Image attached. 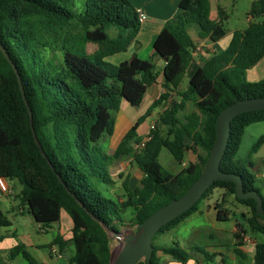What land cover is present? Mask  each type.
Here are the masks:
<instances>
[{"label": "trees", "instance_id": "trees-1", "mask_svg": "<svg viewBox=\"0 0 264 264\" xmlns=\"http://www.w3.org/2000/svg\"><path fill=\"white\" fill-rule=\"evenodd\" d=\"M179 9L154 43L156 55L165 63L159 70L153 60L137 54L118 65L107 60L140 45L141 16L129 0H0V43L18 70L29 104L28 108L16 73L0 50V179L18 181L21 203L36 223L49 226L60 221L62 210L69 214L74 248L70 264H110V235L125 226L121 210H133L137 231L147 217L181 197L203 171L221 111L241 99L264 97V79H247V71L264 58V0L252 2L249 15L255 21L245 30L234 31L228 47L194 71L183 91L179 86L196 48L190 29H197L198 38L217 43L227 34L223 24L227 14L220 8L218 20L212 19L210 0H180ZM89 45L101 48L91 52ZM160 77L164 92L125 133L114 153L108 154L100 140L114 135L123 101L140 106ZM189 105L192 110L186 113ZM158 108L162 113L156 127L139 150L144 138L137 130ZM29 110L46 157L34 140ZM258 122H264V110L243 113L232 121L221 170L241 176L245 191L260 194L255 175L235 160L245 130ZM263 144L264 135L252 152ZM163 148L179 163L193 151L197 162L173 174L159 162ZM122 156L131 159L143 178L135 187L124 181V196L116 203L99 186L114 185L109 167ZM217 188L250 208L251 217L245 225L239 223V230L264 235V216L257 214L255 200L239 199L234 182H214L202 199ZM202 199L157 234L195 213ZM217 218L224 220L222 211ZM9 226L11 221L0 207V228ZM154 239L151 261L137 264H161L159 253L180 263L195 258L199 264L216 262V255L205 249L189 251L178 243L156 246ZM54 242L61 249L67 245L59 236ZM255 248L253 264H264V242ZM234 251L244 257L237 248ZM17 256L26 264H41L23 244L11 249L10 258Z\"/></svg>", "mask_w": 264, "mask_h": 264}, {"label": "crops", "instance_id": "crops-1", "mask_svg": "<svg viewBox=\"0 0 264 264\" xmlns=\"http://www.w3.org/2000/svg\"><path fill=\"white\" fill-rule=\"evenodd\" d=\"M129 1H131L136 6L137 10L140 13L141 29L137 36V41L140 43L139 47L134 48L132 46L127 52H124L125 54L129 55V58L127 60H129L133 54H137L142 59L153 60L158 69L162 70L165 63L159 56L156 55L154 50V43L165 23L180 12V0ZM216 2L217 0H210L211 18L214 20H218L219 10L220 8L223 9L219 4H216ZM193 34L194 36L192 34L191 35L193 40L195 41L196 47H201V51L199 52L197 57L194 58L188 68L187 74L185 75L188 77V80H190V76L194 71L204 65L206 60L210 59L216 52L226 49L232 38L230 36L227 41H224L226 40L225 36L219 42L214 43L209 38H198L197 32H194ZM92 47H94L96 50H99L101 48L99 45H89L88 48L90 49ZM121 54L122 53L116 54L112 57H109L107 60L109 61L111 58L115 57V59H120L119 61L121 63L122 61H125V58H123ZM247 78L251 82H258L264 78V58L255 67L247 71ZM182 83L179 86L180 91H183L181 89ZM163 92L164 90L162 87V77H160L157 83L148 88L143 102L140 106L147 104V108H149ZM126 104L127 102L123 101L119 113L123 109L127 108L125 106ZM147 108L144 110L145 113L148 110ZM159 109L160 108H158L151 114L150 117H153V120H156L158 118L154 115L155 113H158L157 111ZM132 114L133 113H131V111H128V117H126L127 120L125 119L126 122L124 123L125 129L123 136L130 129V127L137 122L143 112L138 114L136 118H134ZM144 123L145 122H143L137 130L138 134L143 138H145L149 133L150 124L152 122H150L147 130H145L144 132H140V129L141 127H143L142 125H144ZM120 141L121 138L115 143L113 142V144L111 145V154L114 153ZM196 162L197 154L196 157H192V154L187 153L182 162V169L187 168L191 163ZM110 174L113 179H119L118 182L114 183L115 186L121 185V188L123 189L124 181L128 180L129 186L135 187L140 184V182L138 184V181H141V179L143 178V173L135 165L131 164V159L126 156L118 158L115 163L111 165ZM120 175H122L123 177L120 178ZM7 180H10V189H13V192H10L13 194H5L6 197L3 200L0 199V207L10 219L11 226L0 228V231L3 230V233H0V264H26L25 261H22L23 258L21 256H17L13 259L10 258L11 249H13L18 244L25 245L31 255L41 264H70L69 258L72 256L74 248L71 241L73 236V222L69 214L66 211L62 210L60 221L49 226H44L36 223L28 214L27 207H25V205H23L21 202L17 203L20 193L17 194L14 191L16 189V184L18 183V181L16 179H5L6 182ZM121 188H115L114 190H118ZM216 192L218 193V197L216 200H214ZM207 200V205L205 204L202 208L199 207L195 213L191 214L169 232H177L176 230L185 222H188L192 218H196L197 216H203L205 220L213 225L219 235L232 233L234 236V240L231 246L216 245L210 247L208 253L215 254L216 256L218 255V250H216L218 249L217 247H224L226 249L225 252L222 251V254H219V258L216 259V262L213 264H238L240 263L239 259L245 262L247 261V264H253L256 251L255 246L258 242L255 239L251 238L248 234L239 232L240 230L238 228L239 223H243L249 217H251L250 208L238 203L233 195L227 193L224 189L221 188L215 189L210 195L207 196ZM227 205H231L232 207H234L236 210V214H240L242 219V221H238L235 216L233 219L234 226L230 229H227L225 226L226 223H230L232 221L231 212H229ZM219 210L223 212L224 220H219L217 218V212ZM25 214H28L32 223H30V227L21 228L22 223H20L21 220L19 219V217L25 216ZM10 216H12V218ZM63 221L65 224H63ZM237 234L239 235L238 238H236ZM57 236L62 237L63 240L67 241V245L64 249L59 248V246L55 244L54 241ZM209 237H211V234H209ZM175 238H177V236H175ZM178 244L180 246L182 245L179 240ZM235 248L241 251L244 254V257L238 256L234 251ZM158 255L160 257L161 264H199L195 260L196 258L191 259L186 263H180L162 253H159Z\"/></svg>", "mask_w": 264, "mask_h": 264}, {"label": "rangeland", "instance_id": "rangeland-1", "mask_svg": "<svg viewBox=\"0 0 264 264\" xmlns=\"http://www.w3.org/2000/svg\"><path fill=\"white\" fill-rule=\"evenodd\" d=\"M256 0H217L216 4H219L225 13L227 14V19L224 21V29L226 31V40L232 37V34L236 30H245L249 24L255 19H252L249 15V10L251 8L252 2ZM81 2L78 1V5H80ZM191 34L194 36V32H197V29L195 27H192L190 29ZM193 32V33H192ZM110 35H114V30L110 31ZM223 43V41H222ZM225 43V42H224ZM91 52H94L96 49L94 47L90 48ZM125 60L129 58L128 54L122 53L121 54ZM120 59H115V57L111 58L109 61L115 65H118L120 63ZM248 79V78H247ZM264 79V78H263ZM262 79V80H263ZM189 80L188 77L185 76L183 83L181 85V89L185 90L188 87ZM127 108L123 109L119 115H116V126H115V133L112 137H108L106 135H103V137L100 140V145L103 147L105 151H107L108 154H111V145L113 142L115 143L117 140L122 139L123 134H124V123L126 122V117H128V111H131L132 116L136 118L138 114L143 112L145 114V109L147 108V104H144L142 106L138 107H132L128 103L125 105ZM127 109V110H126ZM148 109V108H147ZM192 110V106H188L186 108V113L190 112ZM158 113H155V117H158L160 113H162V109H159L157 111ZM142 114V115H143ZM140 115V116H142ZM126 119V120H125ZM154 118L148 117L145 119L143 127H141L140 132H144L145 130L148 129L150 122H152ZM264 135V122H258L251 124L250 126L247 127L245 130L244 136L242 138L241 146L239 149V152L236 156V162L238 163L237 165L240 167L246 168L248 171L253 173L255 175V186L256 188L260 191L261 196L264 198V144L256 151L252 152V149L258 139ZM188 154H192V157H196V154L193 151H188ZM159 162L160 164L169 172L176 174L181 171L182 169V163L177 162L174 157L171 155L168 149L163 148L161 150L160 156H159ZM115 161L113 162V164ZM111 167V166H110ZM109 167V169H110ZM113 183L118 182L119 179H112ZM9 181L7 180L6 184L9 187V190L13 192V189H10ZM140 181H138L139 184ZM100 190L102 191L103 195L106 198L114 200L116 203H119L118 198H122L124 196L125 190L121 188L120 186H115V184H101L99 186ZM115 188H121L118 190H114ZM22 190V186L17 183L16 184V189L15 193L19 194L21 193L20 191ZM114 190V191H113ZM9 195H12L13 193H8ZM218 193H215L214 200L217 199ZM5 194L1 192L0 190V199L3 200L5 198ZM207 197L203 198L202 201L199 204V207L202 208L205 204L207 205ZM21 200L18 198L17 203H20ZM25 207H27L25 205ZM227 208L229 212H231V222L226 223L225 226L227 229H230L234 226V217L236 216V219L238 221H242L240 214H236V210L234 207L231 205H227ZM4 209V207H3ZM121 216L125 220V226L120 227L121 231H130L133 230L135 231V226L132 224V219L134 216L133 210L126 209L125 211L121 210ZM12 218V216H10ZM21 220L20 223H22V227H30V217L28 214H25V216L19 217ZM63 224L64 221H63ZM245 225V222L242 223ZM196 228V229H195ZM195 229V230H194ZM248 229V227H247ZM3 230L0 231V233ZM177 232H164V233H159L155 236L154 239V244L156 246H163V247H171L175 243L179 242L182 244L181 247L186 249V250H191L192 247H199L202 249H205L207 252L210 249L211 246H231L234 236L232 233L230 234H224V235H219L217 233V230L211 225L210 222L204 219L203 216H197L196 218H192L190 221L185 222L180 226L177 230ZM241 232V231H239ZM209 234H211V237H209ZM248 235L255 239L257 242H264V235L261 233L257 232H248ZM177 236V238H175ZM120 245L121 242H118L117 240H112V252L114 255L118 253L120 250ZM218 249V255L216 256V259L219 257V254H222V251L225 252L224 247H217ZM22 259V258H21ZM22 261H24L22 259ZM240 263L238 264H247V261H242L240 260Z\"/></svg>", "mask_w": 264, "mask_h": 264}, {"label": "water", "instance_id": "water-1", "mask_svg": "<svg viewBox=\"0 0 264 264\" xmlns=\"http://www.w3.org/2000/svg\"><path fill=\"white\" fill-rule=\"evenodd\" d=\"M0 50L14 69L23 100L29 108L18 70L1 43ZM260 110H264V97L241 99L221 111L216 121V139L200 177L181 197L159 208L147 217L137 231L130 230L110 233L111 240L121 238L120 250L116 255L112 252L110 264H137L140 261L150 262L154 252L153 238L156 234L169 222L194 207L216 181L234 182L237 197L242 200L254 199L257 214L264 216L263 198L258 191H245L241 176L234 173H225L221 170V162L224 158L231 134L232 121L243 113ZM29 114L34 140L44 157H46L34 129L32 112L30 110ZM102 225L109 233L108 227L105 224Z\"/></svg>", "mask_w": 264, "mask_h": 264}, {"label": "built area", "instance_id": "built-area-1", "mask_svg": "<svg viewBox=\"0 0 264 264\" xmlns=\"http://www.w3.org/2000/svg\"><path fill=\"white\" fill-rule=\"evenodd\" d=\"M201 51V47H196L195 50L192 52L193 58L197 57V55L199 54V52ZM156 120H153L152 123L150 124V128H149V133L147 134V136L144 138V140L142 141V143L138 146L139 150L141 148H143L144 144L146 141H148L150 139V133L151 131H153L156 127ZM0 190L4 193V194H8L10 193L9 187L6 184V181L4 179H0ZM118 242L121 241V238L119 237L118 239H116Z\"/></svg>", "mask_w": 264, "mask_h": 264}]
</instances>
